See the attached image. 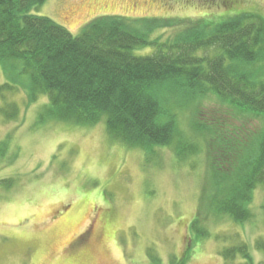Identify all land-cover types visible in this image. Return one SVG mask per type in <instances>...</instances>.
Masks as SVG:
<instances>
[{
  "label": "rangeland",
  "instance_id": "374dc122",
  "mask_svg": "<svg viewBox=\"0 0 264 264\" xmlns=\"http://www.w3.org/2000/svg\"><path fill=\"white\" fill-rule=\"evenodd\" d=\"M32 12L78 35L102 14L179 18L185 25L243 13L249 22L256 18L250 13L264 17V0H46ZM179 28H159L152 36L166 39ZM17 85L0 93V264H171L187 247L185 264H223L222 248L240 240L256 263L263 261L256 247L264 239L263 185L255 188L250 219L238 223L210 213L219 180L209 174L207 156L219 142L208 152L204 141L205 150L184 159L172 145L149 154L115 138L105 118L94 125L55 118L45 110L46 96L29 104L26 87ZM203 109L235 117L232 125L264 124L211 91L185 104L179 125L189 133L188 121Z\"/></svg>",
  "mask_w": 264,
  "mask_h": 264
},
{
  "label": "trees",
  "instance_id": "16d2710c",
  "mask_svg": "<svg viewBox=\"0 0 264 264\" xmlns=\"http://www.w3.org/2000/svg\"><path fill=\"white\" fill-rule=\"evenodd\" d=\"M45 1L0 0V81L6 77L0 93L23 83L29 104L46 96L45 110L55 118L83 125L105 118L115 138L149 154L172 145L184 159L205 150L204 141L208 152L214 149L210 143L219 142L213 157L207 156L209 174L219 180L210 213L228 214L238 223L250 219L255 188L264 186V124L232 125L235 117L203 109L188 121L187 133L179 114L190 100L213 91L239 112L264 119V17L250 13L256 18L247 22L235 13L184 25L179 18L102 14L74 35L32 12ZM177 24L181 28L171 37L152 36ZM7 111L1 109L6 118ZM197 222L198 217L191 227ZM256 247L264 252V239ZM189 250L171 264H185ZM220 255L223 264H264L255 262L243 240L224 246Z\"/></svg>",
  "mask_w": 264,
  "mask_h": 264
}]
</instances>
